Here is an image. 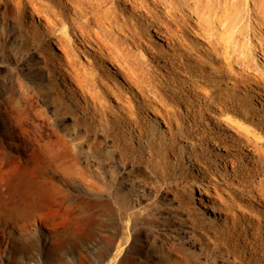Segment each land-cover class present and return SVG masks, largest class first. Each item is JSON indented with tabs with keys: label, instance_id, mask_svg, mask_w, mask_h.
I'll use <instances>...</instances> for the list:
<instances>
[{
	"label": "bare ground",
	"instance_id": "1",
	"mask_svg": "<svg viewBox=\"0 0 264 264\" xmlns=\"http://www.w3.org/2000/svg\"><path fill=\"white\" fill-rule=\"evenodd\" d=\"M0 51V257L264 264V0H0Z\"/></svg>",
	"mask_w": 264,
	"mask_h": 264
},
{
	"label": "rangeland",
	"instance_id": "2",
	"mask_svg": "<svg viewBox=\"0 0 264 264\" xmlns=\"http://www.w3.org/2000/svg\"><path fill=\"white\" fill-rule=\"evenodd\" d=\"M142 52L140 53L141 55L143 54L146 55L144 51ZM0 62H1L0 63V80H10L9 69L4 66L2 56H1V51H0ZM65 231L67 232L68 228H64L62 226L58 227L57 232H58L59 240L61 243L60 245H62L63 249H65L66 251H65V254L61 256L62 258L60 257L59 260L55 262V264H67V262H69L70 260H71L70 263L72 262L79 263L80 255L83 254L81 251L82 243L79 241H74L69 236L65 237V234H66ZM90 251L92 252L93 250H90ZM37 259H38L37 257H33L31 258V260H27V259L22 260L20 258H15V257L13 258V256H10L7 254V255H4V257L3 256L0 257V264H51L50 262H47L42 258H39L38 260Z\"/></svg>",
	"mask_w": 264,
	"mask_h": 264
}]
</instances>
